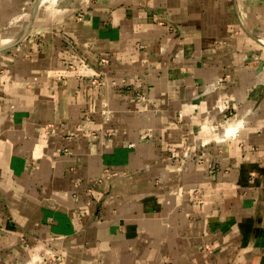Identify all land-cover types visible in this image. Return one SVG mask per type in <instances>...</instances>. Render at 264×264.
<instances>
[{"label":"crops","instance_id":"obj_1","mask_svg":"<svg viewBox=\"0 0 264 264\" xmlns=\"http://www.w3.org/2000/svg\"><path fill=\"white\" fill-rule=\"evenodd\" d=\"M40 1L0 0V264H264V0Z\"/></svg>","mask_w":264,"mask_h":264},{"label":"built area","instance_id":"obj_2","mask_svg":"<svg viewBox=\"0 0 264 264\" xmlns=\"http://www.w3.org/2000/svg\"><path fill=\"white\" fill-rule=\"evenodd\" d=\"M100 61L102 62V63H107L108 61H109V57L108 56H101V58H100ZM91 82L92 83H99L100 81L98 80V78H93L92 80H91ZM43 259H45V256L43 255V254H39V253H37L36 254V256L33 258V260L31 261V263L33 262H35V263H37L39 260H43Z\"/></svg>","mask_w":264,"mask_h":264},{"label":"rangeland","instance_id":"obj_3","mask_svg":"<svg viewBox=\"0 0 264 264\" xmlns=\"http://www.w3.org/2000/svg\"><path fill=\"white\" fill-rule=\"evenodd\" d=\"M50 2H51V0H46V1H44L43 3H42V5H41V8H46V6H48V5H50ZM47 3H49V4H47ZM24 19V18H23Z\"/></svg>","mask_w":264,"mask_h":264},{"label":"bare ground","instance_id":"obj_4","mask_svg":"<svg viewBox=\"0 0 264 264\" xmlns=\"http://www.w3.org/2000/svg\"><path fill=\"white\" fill-rule=\"evenodd\" d=\"M54 2L56 1L57 2V0H53ZM41 3V2H40ZM47 4H49V3H47ZM48 8V7H47ZM32 14V13H31ZM28 28V27H27ZM263 38V37H262ZM264 40V39H263Z\"/></svg>","mask_w":264,"mask_h":264},{"label":"water","instance_id":"obj_5","mask_svg":"<svg viewBox=\"0 0 264 264\" xmlns=\"http://www.w3.org/2000/svg\"><path fill=\"white\" fill-rule=\"evenodd\" d=\"M40 2H41L40 0H37V3H38V4H40Z\"/></svg>","mask_w":264,"mask_h":264}]
</instances>
